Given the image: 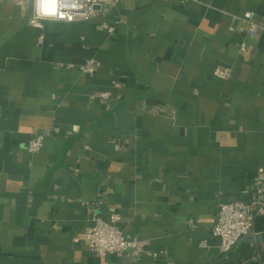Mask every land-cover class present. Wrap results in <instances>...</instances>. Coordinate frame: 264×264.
Segmentation results:
<instances>
[{
  "label": "crops",
  "instance_id": "1",
  "mask_svg": "<svg viewBox=\"0 0 264 264\" xmlns=\"http://www.w3.org/2000/svg\"><path fill=\"white\" fill-rule=\"evenodd\" d=\"M245 12L264 19V1L120 0L37 30L33 0H0V264H264V241L223 255L212 236L220 204L249 202L264 167V31L239 32ZM97 207L146 254L76 243Z\"/></svg>",
  "mask_w": 264,
  "mask_h": 264
},
{
  "label": "built area",
  "instance_id": "2",
  "mask_svg": "<svg viewBox=\"0 0 264 264\" xmlns=\"http://www.w3.org/2000/svg\"><path fill=\"white\" fill-rule=\"evenodd\" d=\"M119 4L120 0H33L30 26L43 30L46 22L64 24L93 22L100 19L106 11L117 8ZM233 19L241 22L237 30L248 37H255L258 32L264 31V19L258 18L253 12H245ZM123 24L122 20H118L113 25L103 23L102 26L110 34H114L117 27ZM230 29L235 30L233 27ZM247 48L248 45L243 43L241 50L246 51ZM79 68L82 73L94 76L100 64L96 60H89ZM231 75L232 71L222 66H219L215 73L216 77L223 80L230 79ZM119 87L120 85L116 86ZM110 97L111 92H104L101 95L104 100ZM58 132L59 130L55 128L37 135L29 142L28 151L32 154L39 153L44 148L46 137ZM259 217H264V167H260L257 172L249 202L222 203L219 206L218 220L212 230V236L219 240V249L223 255L230 254L244 237L254 234L256 220ZM121 222L122 217L119 214H115L111 222H106L100 214V208L97 207L93 214V226L81 237L76 238L75 242L86 244L98 258L107 256L121 259L141 258L146 254L149 242L126 234L120 227Z\"/></svg>",
  "mask_w": 264,
  "mask_h": 264
},
{
  "label": "water",
  "instance_id": "3",
  "mask_svg": "<svg viewBox=\"0 0 264 264\" xmlns=\"http://www.w3.org/2000/svg\"><path fill=\"white\" fill-rule=\"evenodd\" d=\"M264 241V235H253V234H250L246 237H244L241 242H263Z\"/></svg>",
  "mask_w": 264,
  "mask_h": 264
}]
</instances>
